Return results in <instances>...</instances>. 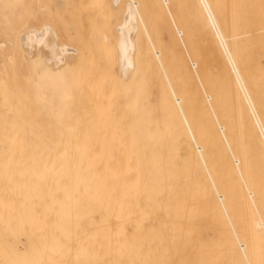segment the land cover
<instances>
[{
    "label": "bare ground",
    "instance_id": "bare-ground-1",
    "mask_svg": "<svg viewBox=\"0 0 264 264\" xmlns=\"http://www.w3.org/2000/svg\"><path fill=\"white\" fill-rule=\"evenodd\" d=\"M8 1L0 0L1 10ZM58 1L52 9L59 10ZM159 1L164 24L171 27L172 46L180 45L184 52L175 68L182 75L177 83L140 0H126L123 9L119 4L118 32L113 30L119 23L114 22L115 14L113 21L106 9L104 22L108 25L109 18L114 27L103 23V29L112 30L104 29L105 36L101 30L100 43L109 42L113 34L109 43L118 42L113 43L117 50L108 45L116 50L117 67L110 64L104 77L98 74L97 59L88 63L90 52L84 57L70 44H75L73 35L68 43L74 48L58 44L49 26L52 21H40L42 16L36 19L41 26L26 28L21 23L24 29L15 40H0L1 52L19 44L33 69V96L48 100V112L57 113L53 120L59 124L49 125L57 134L45 140L21 117L0 62V264H264L257 255L264 249V213L240 134L245 129L251 137L264 174V105L238 35L218 0H194L197 44L187 47L179 16L171 12L172 1ZM40 3L28 14L48 16L50 6ZM80 7L72 9L73 14ZM14 18L20 23L21 18ZM5 25L0 20V31ZM185 63L193 84L186 69L183 73ZM212 64L217 65L216 79L222 86L206 78ZM109 71L113 75L108 80ZM182 78L190 81L184 80L188 87L180 83ZM222 92L238 111V136L236 127L217 112ZM191 102L211 111L213 129L199 131ZM215 154L226 174L213 173ZM228 174L240 183V218L231 210L235 189L229 186Z\"/></svg>",
    "mask_w": 264,
    "mask_h": 264
},
{
    "label": "rangeland",
    "instance_id": "rangeland-1",
    "mask_svg": "<svg viewBox=\"0 0 264 264\" xmlns=\"http://www.w3.org/2000/svg\"><path fill=\"white\" fill-rule=\"evenodd\" d=\"M12 1H13V3H11ZM12 1L11 0L8 1V5L6 3V8H4V10L0 9V20H4V22H6V25H5L6 30L0 31V40L8 39V38L15 40L19 31H22L21 28L24 29L25 26H26V28H37L38 24L40 26L42 25L40 21H45V22L48 21L47 24H50L51 23L50 20H51L52 24H50L49 26H50V28L52 27V29L54 30L52 32L54 33L56 41L58 42V44H60V45L65 44L67 46L66 43L71 42V40H72L71 38L73 35V37L75 38V40H74L75 44H73V43H70V44L77 46L75 48L76 49L78 48L79 51H81V52L83 51L82 54L84 53V57H87L88 52H90L91 59L90 58L88 59V63L91 60V63L93 64L96 59L98 60V62H95V64L98 63L97 66L99 65V68H98L99 72L97 70L96 71L98 72V74L100 76L103 75V77H104L105 71L107 69H109V67H110L109 65L110 64L113 65V63L115 64V62H113V61H114V58L117 56V55H115L117 49L115 48L116 46L114 47L113 43H115V41H117L118 39H116V40L113 39L114 42L109 43L111 41V38H113V36H114V34L112 33L113 36L112 37L110 36L111 37L110 39L108 38L109 42L108 41L105 42L107 45L106 46L107 48H105V43L104 42L100 43V41L103 39V36H105L106 31L112 30L111 28L114 27L112 25L114 22L116 24L119 22L117 24V28H113V30L116 29V31L118 32V27H119V24H120L121 19H122L121 18L122 10H121V13L118 10H120L119 8L121 6H122L121 9H123V3H125L126 0L119 1L120 2L119 8H118L119 4L117 6H115V5L113 6L114 0L111 1L113 4H111L110 0L109 1L105 0L106 2L103 5L104 8L106 6L105 10H103L104 8H102V6H101V9H99L100 8L99 3H102V0H100L101 2L99 0H93V1L92 0H85V1L82 0L83 5L77 4V3L80 4V2H79L80 0H77L76 3L74 1L73 2L74 4L72 3L73 0H59L60 1V2L58 1V4L60 3L59 10L52 9V5H53L54 1H56V0H48V1L47 0L46 1L36 0L38 4H36L35 0H32V1L31 0L30 1L29 0H21V2H20V0H12ZM39 1L43 2L45 5H47V7L50 6L49 7L50 9H48L50 11L47 12L48 16L46 15V13H44V15H40V16H38L37 14L33 15L34 17H32L30 15L36 11L35 9H36L37 5L41 4ZM137 1L139 2V0H137ZM140 1H142V3H143L141 6L142 9H143V5H145V7L148 6V9H146L145 7H144V9L147 10V12H145V13L149 17V18L148 17L147 18L149 20H151L150 23H152V22L154 23L152 25L153 28H151V30L153 31V34H154V38L156 39V41H159L157 43H160V46H162V45L164 46L163 49L166 52V55L164 52V56H166V58L168 59L167 60L168 64H170V69L172 70V72H170V73H171L175 83H177V79L179 80L180 79L179 77H182V75L179 74L180 76H178L177 72H175L176 65L180 61V57L182 56V53L184 54L182 47L180 45L172 46V45H174V42L172 43V41H170L171 36H170V32H169L171 27H169L170 25L164 24V23H166V21H165L166 19L164 17H166V16H164V17L162 16V14L163 15L165 14L164 11H163L164 13L162 12V10H164V9H162L163 7L160 6L162 3L159 0H140ZM171 1H172L171 4H173V8H172L173 11H171V12L176 14V16H179V21H180L179 26L183 25V26H181L182 28H180V27L179 28L183 32L185 31L184 32L185 34H186V31L189 34L188 36H187V34H186V36L184 34V37H188V39H189V40L187 39L188 40V43H187V40L185 38L186 46L188 47V45L191 44L190 48H193V46H196V44H197V42L196 43L193 42L194 38L197 39L196 34L194 33L195 21L192 17L193 9L191 8V6L194 7L193 6L194 0H171ZM28 2H32V4L28 3ZM46 2H48V3H46ZM168 2H169V0H168ZM217 4L221 7L222 14H223V17H225V20L229 23L232 22L233 28L238 35L236 40H238V44L241 46L244 58L248 62V63L247 62L246 63L250 67V71H251L253 79L255 80V84H256L257 88H259V94L257 95V97H258L259 101H261V103L264 105V96L261 93V90L264 92V0H218ZM10 5H11V7H10ZM72 5H74V6L71 7ZM76 5H78V6H76ZM30 6H31V8H30ZM75 6L76 7L83 6V7H80L83 9H80L79 11L76 10L75 13L73 14L74 11L72 9H78ZM159 6H160V8H159ZM111 7H114L112 9L115 12H112ZM61 8L63 10H62V12H59ZM106 9L109 10V12ZM142 9H141V12L145 11ZM25 12L27 14H28V12L30 13L28 15H30L31 19L28 15L22 14ZM49 12L50 13L52 12L51 16H50ZM6 13L8 16H4V15H6ZM113 13L115 14V16L113 15L115 21H114L113 17H111ZM145 13H142V15L144 14L143 19L146 18V17H144L146 15ZM52 14H54V15H52ZM103 14H105V17L102 16ZM107 14L110 16L109 18H112L114 21L113 23L111 22V26H110L109 25L110 22H108L109 18L106 19L108 25L111 27L110 28L111 30L107 29V27H109V26L106 25V23L104 22L105 18L108 17ZM21 15L23 17H21ZM1 16H3V18H1ZM9 16L12 18H9ZM24 16L25 17L28 16V20H27V18L25 19ZM49 16L51 17V19L47 18ZM7 17H8V19H7ZM14 17H17L18 19L21 18V19H19L20 23H17L18 22L17 19H16V21H13V19H15ZM40 17L42 18L40 21L36 20V19H40ZM22 19L24 21H22ZM148 19L146 21L149 22ZM10 20H12V21L10 22ZM7 21H9L11 24L13 23L12 24L13 26L8 24L9 22L7 23ZM33 21H35V22H33ZM38 21H39V23H38ZM146 21H144L145 24L148 23ZM21 23L24 24V27H20L21 25H23ZM103 23H105V25L107 26L106 28H104V29H106V31H104V29H103V26H104ZM35 24H37V26ZM116 24H115V27H116ZM70 25H75L73 30H72L73 27H71ZM146 26L150 27V26H148V24ZM165 26H167V27H165ZM70 30H71V32H70ZM101 30L103 33L101 32ZM151 30H150V32H151ZM100 32L103 34V36H100V34H101ZM167 32H168V36H167ZM71 33H73V34H71ZM108 33H110V32H108ZM74 34H75V36H74ZM194 34H195V37H194ZM76 36L80 40L82 39V41L87 39L84 41L85 44H84V42L83 43L80 42V40L78 38H77L78 41H76ZM108 36H109V34H108ZM118 36L119 35L117 34V37ZM168 39H169V42H168ZM72 42H73V40H72ZM116 43H115V45H116ZM193 43L195 45H193ZM70 44L68 45V47H71ZM83 44L87 48L85 46H83ZM103 44H104V46H103ZM65 45H63V46H65ZM108 45H110L111 47H114L116 49V50H114L115 52H113V49H111V47L109 48ZM74 46H72L71 48H74ZM188 50H189V48H188ZM190 51H191V49H190ZM258 53H261V54H258ZM190 54H192V53H190ZM113 55H115V56H113ZM259 55H260V57H257ZM9 56H11V58ZM183 56H185V55H183ZM0 62H4V65H5V73L4 74H6L5 78H6L7 90L9 92V94L11 95L12 102H15L18 98L21 117L24 120H29L27 123H29L31 126H33V128L36 129L37 133H40V135H43L45 140L50 139V137L53 135V133L57 134V129H52L49 125H54V127L59 126L57 121L53 120L56 117H58V115H57V113L52 114V113L48 112L49 107H48V100L47 99L40 101V100H37L33 96V93H32L33 90L32 89L34 86H33V81L30 79L32 77L31 75L33 73V69L31 67V64L29 63V59L26 57L23 50H21V47L19 46V44L14 43V46H12V45L8 46V48L5 51H3V52L0 51ZM116 64L118 65V58H117ZM182 64H183V62H182ZM185 65H186V63L184 64V67H186ZM113 66H116V65H113ZM116 67H113V68H115L114 71H113V69H111L112 67L110 68L114 72V74L115 73L118 74V68H116ZM180 67H182V69H183V66H180ZM180 67H179V69H180ZM185 69H186V73H187L186 75L190 76L189 71H188L189 69L187 70V67L183 69L184 70L183 73H185ZM113 72L109 71V75H107L108 80H109L110 76L113 75ZM106 73L108 74V72H106ZM110 73H112V74H110ZM180 73H181V71H180ZM208 73H210V74L206 78L212 77V78H214L213 83L215 85H217L218 82L221 84V86L223 85L222 81H220L219 79H216V77L219 76V74H220L218 71L217 65L212 64L210 66V72L208 70ZM27 76H29V77H27ZM65 76H66V74H65ZM105 76H106V74H105ZM108 76H109V78H108ZM189 76L188 77L186 76L187 77L186 79H188ZM67 79H69V78H67ZM102 79H100V80H102ZM186 79L184 78L185 81H187ZM100 80H97L98 83L100 82ZM184 80L182 78V80H180V83L183 82V84H185L184 86H186L187 84ZM189 80L193 84L194 78L192 80V77H191ZM189 80L187 81L188 83L190 82ZM103 81H106V79ZM103 81H101V82H103ZM205 81H206V85H208L209 81H207V80H205ZM52 82L56 83V81H54V80ZM188 85L190 87L192 86L190 84H188ZM204 86H205V84H204ZM186 87H188V86H186ZM151 93H152V95L150 94L151 98H154L155 94L153 92H151ZM189 109H190V113H192L195 120L198 122L199 131L201 129L202 130H205V128L207 129V126L211 127L212 129L214 128L215 123H214L213 115L208 108H202L201 106H196V105L194 107L193 103L191 102ZM217 112L219 115L222 116V118L224 120H226L228 123L232 124V126H234V128L236 127V132H237V136H238V134H239L238 128H240L238 125V123H239L238 111L234 107L233 103L231 102L230 97L227 94H224L223 92L220 95V103L218 104ZM0 115L3 116L4 114H0ZM62 115H63L62 116L63 120H66L65 119V117H66L65 113H63ZM7 116H9V115H7ZM36 123H38V124L36 125ZM42 131H44V132H42ZM242 132H243V134L242 133H240V134L242 135V139L245 142L244 145L246 146L247 155L249 156V165H248V169H247L248 174L250 176V180H251V184H252L253 188L256 189L258 192L259 200L261 201V204H262L261 210L264 213V174H263V170H262L263 167H262V164L260 161V157L257 154L254 145L252 144L251 137L249 135L247 136V132H245V129L244 130L242 129ZM38 139H39V136L35 138V140H38ZM218 161H219V158L217 157L216 154H215V156L211 157V164H212L213 173L215 175L226 174V172L224 173V171L222 170L221 164L218 163ZM226 176L228 177L229 186H231L233 189H235L234 199H232V201H234V202L231 203V210L234 212L236 217L240 218V214H242L241 211H243L242 210L243 208H242V205H241L239 197H238L239 192H236V190L239 191V189H240V183H239V180H237L238 178L235 177L234 175L228 174ZM257 255H258V257H260V259H262L264 261V249H262V251L257 253Z\"/></svg>",
    "mask_w": 264,
    "mask_h": 264
}]
</instances>
